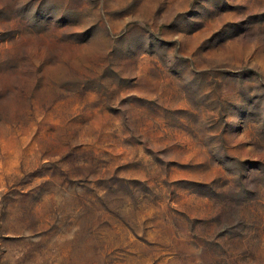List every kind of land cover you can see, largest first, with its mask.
Instances as JSON below:
<instances>
[{
    "label": "rangeland",
    "instance_id": "obj_1",
    "mask_svg": "<svg viewBox=\"0 0 264 264\" xmlns=\"http://www.w3.org/2000/svg\"><path fill=\"white\" fill-rule=\"evenodd\" d=\"M0 264H264V0H0Z\"/></svg>",
    "mask_w": 264,
    "mask_h": 264
}]
</instances>
